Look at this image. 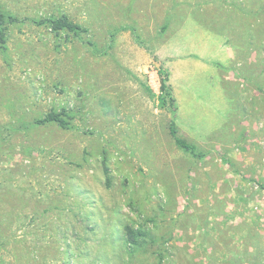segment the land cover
Instances as JSON below:
<instances>
[{
	"label": "rangeland",
	"instance_id": "1",
	"mask_svg": "<svg viewBox=\"0 0 264 264\" xmlns=\"http://www.w3.org/2000/svg\"><path fill=\"white\" fill-rule=\"evenodd\" d=\"M0 9V264H264V0Z\"/></svg>",
	"mask_w": 264,
	"mask_h": 264
},
{
	"label": "trees",
	"instance_id": "2",
	"mask_svg": "<svg viewBox=\"0 0 264 264\" xmlns=\"http://www.w3.org/2000/svg\"><path fill=\"white\" fill-rule=\"evenodd\" d=\"M15 18L11 15L5 14L1 9H0V41L1 43L4 42L3 38V30L1 27L2 24H4L7 21H14ZM42 22H48L51 25V29L58 31V30H67V31H74L76 32L77 30L80 29V25L77 23H74L70 21L67 17L65 16H59V17H53V18H46V19H41L39 20V23ZM66 111L62 110L61 112H56V111H50L44 118L39 120L40 122H55L61 127H66L68 125V121L66 120ZM172 135L174 136L175 143L182 148L185 151L195 153L196 152V147L195 145L179 138L176 136L175 130L172 128ZM126 236H125V243L126 245L131 248V251L133 252L136 247L140 245V236L143 235V232L138 229H134L131 227H126Z\"/></svg>",
	"mask_w": 264,
	"mask_h": 264
}]
</instances>
